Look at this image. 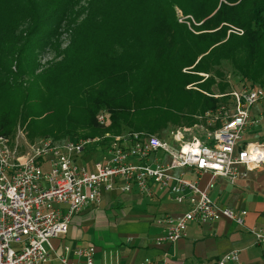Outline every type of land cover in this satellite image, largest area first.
Returning a JSON list of instances; mask_svg holds the SVG:
<instances>
[{
  "label": "trees",
  "instance_id": "1",
  "mask_svg": "<svg viewBox=\"0 0 264 264\" xmlns=\"http://www.w3.org/2000/svg\"><path fill=\"white\" fill-rule=\"evenodd\" d=\"M80 1L0 0V134L10 135L17 117L30 120L29 141L84 128L152 133L171 119L175 98L186 105L193 93L204 111L217 108L220 100L203 93L213 95L214 77L199 83V73L222 61L237 85L264 87V0H88L75 10ZM174 7L196 23L214 14L191 25L194 34L175 21ZM229 26L243 34H227ZM64 27L72 36L60 50ZM51 44L62 59L39 69L36 49ZM189 84L200 91H185ZM101 107L111 112L106 128L96 122Z\"/></svg>",
  "mask_w": 264,
  "mask_h": 264
},
{
  "label": "built area",
  "instance_id": "2",
  "mask_svg": "<svg viewBox=\"0 0 264 264\" xmlns=\"http://www.w3.org/2000/svg\"><path fill=\"white\" fill-rule=\"evenodd\" d=\"M239 88L226 94L204 92L226 101L196 116L191 126L171 127L162 135L127 130L93 139L29 141L22 132L0 134V264H45L54 257L60 264H93V246H63L55 256L52 240L66 235L76 214L98 207L103 194L114 190L136 189L146 198L163 194L187 206L182 214L154 220L164 230L160 242L182 239L190 223L225 218L244 226L246 211L220 208L199 184L206 173L234 186L264 164V143H241L246 127L260 121L250 118V110L264 103V87ZM96 122L108 127V113H98ZM89 155L99 159L89 164ZM188 170L196 179L185 175ZM249 232L256 245H264V229ZM238 263V253L232 251L210 264ZM141 264L169 262L146 259Z\"/></svg>",
  "mask_w": 264,
  "mask_h": 264
},
{
  "label": "crops",
  "instance_id": "3",
  "mask_svg": "<svg viewBox=\"0 0 264 264\" xmlns=\"http://www.w3.org/2000/svg\"><path fill=\"white\" fill-rule=\"evenodd\" d=\"M250 110V118H260L258 125L247 126L241 143H264V103ZM192 179L194 174H185ZM198 177V176H197ZM199 184L220 208L244 210V226L221 218L213 223L188 225L186 235L174 242H160L164 230L154 220L162 215H178L186 205L169 201L163 194L154 198L117 190L103 194L98 207L76 214L66 235L52 240L55 256L63 246L94 248L93 264H141L149 259H167L169 264H210L224 254L237 251L238 264H264V245H256L251 228L264 229V164L247 178L231 186L225 179L199 176ZM72 259V255H69ZM77 264H85L83 260ZM45 264H60L54 257Z\"/></svg>",
  "mask_w": 264,
  "mask_h": 264
},
{
  "label": "rangeland",
  "instance_id": "4",
  "mask_svg": "<svg viewBox=\"0 0 264 264\" xmlns=\"http://www.w3.org/2000/svg\"><path fill=\"white\" fill-rule=\"evenodd\" d=\"M87 1L88 0H81L79 5L76 7L75 10L81 11V7L87 8V5H86ZM82 12H83V10H82ZM173 12H174L175 21L177 23L181 24V25H185L186 28L189 31H191L192 33H194V34H199L200 32H196L192 28L193 26L191 27V25L199 26L201 23H203L205 20H207V18L211 17L214 14L213 13L209 17L205 18L202 22L196 23L195 21H193V19L191 18L190 15L185 16L177 7L173 8ZM28 25H29V22H25L21 26L20 30L27 28ZM220 28L221 27H218L214 31H217ZM237 29L240 30L241 33L237 34V32H236ZM211 32H213V31H211ZM230 33H234V34H236L238 36H241L243 34V30H241L239 28H235V27L229 26L227 34H230ZM71 36L72 35H70V33L67 30H65V27L62 28L61 35L59 36L60 50H64V49H66L69 46ZM119 52H120V50H117V53H119ZM111 53L112 52H110L109 55H111ZM36 55H37L36 59H37V61L40 64V66H39L40 68L39 69H46L51 64L60 61L62 59V56H63V55L61 56V54H58V51L55 50V47L52 44L51 45H47V46H45V47H43L41 49H36ZM201 57L202 56L200 55L197 58V60H196V62H195V64L193 66L196 65V63L200 60ZM191 68H193V67H188V68L184 67V68H182L181 72L185 73V74H189ZM12 69H14V65H13ZM190 74H193V73H190ZM199 76L202 77V80L199 83H202L204 80L208 79V77H214L215 84L211 87V91H212L213 94H224V93L226 94V93H228V91H231L232 89H237V90L240 89L239 85H237L236 82H235L236 78H238V77L233 72V69H232V67L230 65V62H228V61H222L219 65L211 68L209 73H207V74L206 73H199ZM26 79H27V77H24V81ZM219 81H222V82L227 84V88L225 89L224 92H220V90H219V88L217 86V83ZM245 84L249 85L251 83L250 82H245ZM256 85H258V84L256 83ZM186 90L187 91H191V92H194L196 90L200 91V90H198V88H196L195 84H189V85L185 86V91ZM191 94H192L191 95L192 98H190L191 100L186 105H184V103L181 104L179 102V100H177V98H175V100L173 102V105H171L169 108L165 107L167 110H169L172 113V115H171V119H169L168 121H166V123H164V126L157 128L152 133L143 132V131H141L139 133L146 134V135L147 134L162 135V134H164L167 131L168 128H171V127L191 126L196 121L195 117L199 116L203 112H205L203 110V108L201 107V105L199 103L197 104V100H196L195 94H193V93H191ZM183 97L187 98L188 96H183ZM219 100H220V102L218 103V105H220L222 103H225V101H226L225 99H219ZM256 107L257 106H254V108H256ZM117 110H119V109H117ZM101 111H106L108 113V116L110 117V113L111 112L108 110L107 107H101L98 110L97 114L100 113ZM43 117H44V115L39 117L38 119H42ZM46 118H44V119H46ZM109 121H110V119H109ZM30 124H31L30 120L22 122V120L19 117H17V119L15 121V124L12 125L11 131H10V133H11L10 135H16V133L22 132L26 136V138H29V135L31 134V131H32V129L30 127ZM123 129H125L126 131L127 130H131V129H128V128H123ZM79 134H81V135L68 136V137H66L64 139H61L59 141L71 140V139H93V138H96V137H101L105 133L102 134L100 131H98L96 134L90 135V130L87 129V128H84L83 130H81L79 132ZM40 138H42V137L35 136V137H33V140L34 139H40ZM97 159H99L98 155H89L88 157H86V161L89 164L92 161H95ZM192 179L194 180V179H196V177L193 176Z\"/></svg>",
  "mask_w": 264,
  "mask_h": 264
}]
</instances>
